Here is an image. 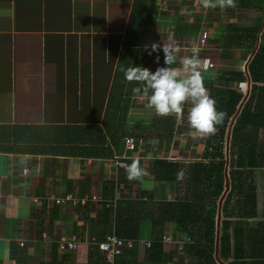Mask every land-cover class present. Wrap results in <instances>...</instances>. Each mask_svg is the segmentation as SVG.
Wrapping results in <instances>:
<instances>
[{
    "label": "crops",
    "instance_id": "1",
    "mask_svg": "<svg viewBox=\"0 0 264 264\" xmlns=\"http://www.w3.org/2000/svg\"><path fill=\"white\" fill-rule=\"evenodd\" d=\"M140 3L0 0V125L92 128L76 136L82 147L68 146L61 153L0 151V264H101L94 258L95 246L114 232L115 206L122 218L138 214L140 228L135 247L117 264L189 263V252L161 240L163 233L174 240L187 234L170 216L163 215L159 224L160 201L176 200L181 185L157 179L155 161L184 165L206 160L202 153L209 135L194 136L186 119L148 109L146 97L133 92L137 82L126 80L120 67L154 70L163 65L160 44H174L178 60L191 55L195 45L204 86L216 105L228 87L243 88L246 96L249 83L238 72L245 75L258 47L264 0H234L223 10H205L198 0ZM259 18L249 50L246 30ZM204 30L207 38L200 44ZM153 42L158 50L148 55ZM128 135L141 137L132 149L125 147ZM122 153L128 163L138 161L147 175L129 180L126 169L113 161ZM68 193L77 200L74 204L54 201ZM73 234L74 248L60 250L58 242ZM155 237L160 253L151 258L146 243Z\"/></svg>",
    "mask_w": 264,
    "mask_h": 264
},
{
    "label": "trees",
    "instance_id": "2",
    "mask_svg": "<svg viewBox=\"0 0 264 264\" xmlns=\"http://www.w3.org/2000/svg\"><path fill=\"white\" fill-rule=\"evenodd\" d=\"M143 1L136 0L144 5ZM150 8L151 5H148L147 13H150ZM260 21L261 18L255 26L246 27L250 38L246 47L249 50L255 43ZM238 74L241 75V81L249 83V91L246 97L245 91L233 87L221 91L216 107L223 110L224 118L205 142L202 156L206 160L184 165L166 159L155 161L157 179L177 180L181 185L176 200L159 203V214L162 213L159 224L162 225L163 215L170 216L176 221L177 228L183 230L190 239L184 242L183 249L192 257L189 263L180 264H264V197L260 203L257 183L254 181V173L260 169L263 170L264 180V141L258 133H264V28L258 47L247 64L245 75L241 72ZM243 99L230 129L225 172L227 128ZM91 129L69 125L3 124L0 125V151L61 153L68 146L82 147L83 144L77 141L76 136L84 135ZM111 137L114 138L113 133ZM223 192L225 195L219 213L216 258V220L218 202ZM118 211L119 206H115L114 232L121 237L138 239L139 215L130 213L122 218ZM100 242L95 246L94 258L101 264H110L99 248ZM158 242L155 237L148 248L151 258H156L160 253ZM133 248L125 249L117 255L114 264Z\"/></svg>",
    "mask_w": 264,
    "mask_h": 264
},
{
    "label": "clouds",
    "instance_id": "3",
    "mask_svg": "<svg viewBox=\"0 0 264 264\" xmlns=\"http://www.w3.org/2000/svg\"><path fill=\"white\" fill-rule=\"evenodd\" d=\"M203 9L220 8L234 5V0H198ZM158 45L153 42L148 55L157 52ZM159 51L163 53V65L154 70L140 65L121 66L120 71L126 80L136 81L138 87L133 92L146 97V107L160 116L174 115L179 120H187L194 136L205 137L216 131V125L224 118L223 110L216 107V100L208 95L204 86V76L200 70V49L193 45L191 55L177 58V47L172 44H160ZM160 60L159 54L155 56ZM242 90L243 88H239ZM238 89V90H239ZM187 108L185 116V104ZM129 180L141 179L147 175L139 162L133 160L126 167Z\"/></svg>",
    "mask_w": 264,
    "mask_h": 264
},
{
    "label": "built area",
    "instance_id": "4",
    "mask_svg": "<svg viewBox=\"0 0 264 264\" xmlns=\"http://www.w3.org/2000/svg\"><path fill=\"white\" fill-rule=\"evenodd\" d=\"M207 38V32L204 30L201 32L198 42L200 44H204ZM211 65V63H209ZM141 141V137H136L134 135H128L124 138L125 147L128 149L134 148L137 141ZM115 165L118 168L126 169L128 163V156L125 153H122L121 156L113 158ZM26 172V169H24ZM54 201L59 204H66L68 201L74 204L77 200L71 193L66 194L64 197L61 198H54ZM83 201V200H82ZM76 235L73 234L69 240H62L58 242L60 250L67 252L74 248L76 243ZM161 240L163 242H174L176 243L178 248H183L185 241H190L189 237L186 236L183 239L174 240L170 234L163 233L161 236ZM136 240L133 238L128 237H121L115 234L114 232L107 233L103 240L99 243V248L102 250L104 254V258L110 264H114V258L121 254L123 250L135 247ZM20 245L23 244V241L19 242ZM146 246H150V242L146 243Z\"/></svg>",
    "mask_w": 264,
    "mask_h": 264
},
{
    "label": "water",
    "instance_id": "5",
    "mask_svg": "<svg viewBox=\"0 0 264 264\" xmlns=\"http://www.w3.org/2000/svg\"><path fill=\"white\" fill-rule=\"evenodd\" d=\"M263 23H264V17H263ZM262 23V25H264ZM253 52H254V50H253ZM252 52V53H253ZM246 97V96H245ZM245 97H244V99H245ZM244 99L240 102V104L238 105V107H237V110H236V112L233 114V116L231 117V119H230V122H229V125H228V128H227V134H226V146H225V156H226V164H225V172H226V170H227V165H228V141H229V136H230V129H231V125H232V123H233V120H234V118H235V116L237 115V113H238V111H239V109H240V107H241V104H242V102L244 101ZM226 190H227V186H226ZM226 190H225V192H226ZM225 192H223V194L221 195V197H220V199H219V202H218V216H217V220H216V222H217V227H216V229H217V236H216V246H215V256H216V258H218V252H217V248H218V229H219V213H220V207H221V201H222V198H223V196L225 195Z\"/></svg>",
    "mask_w": 264,
    "mask_h": 264
},
{
    "label": "rangeland",
    "instance_id": "6",
    "mask_svg": "<svg viewBox=\"0 0 264 264\" xmlns=\"http://www.w3.org/2000/svg\"><path fill=\"white\" fill-rule=\"evenodd\" d=\"M261 136V140L264 141V133H260L258 132ZM263 170H257L255 171L254 173V181H256L257 183V194L259 196V199L260 200H263V197H264V180H263Z\"/></svg>",
    "mask_w": 264,
    "mask_h": 264
}]
</instances>
